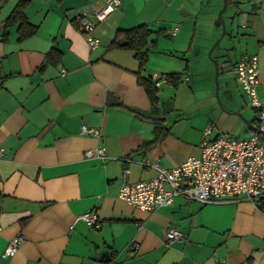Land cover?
<instances>
[{
  "label": "crops",
  "instance_id": "0c3cea01",
  "mask_svg": "<svg viewBox=\"0 0 264 264\" xmlns=\"http://www.w3.org/2000/svg\"><path fill=\"white\" fill-rule=\"evenodd\" d=\"M18 1L0 0V264H264V211L246 198L179 196L145 211L118 197L122 184L154 176L152 163L170 168L197 156L204 137L255 131L256 110L233 68L257 55L264 104V0H233L231 23L212 52L217 96L205 55L220 34L218 0H120L97 22L95 48L74 16L94 20L104 0H25L36 31L23 39L17 24L5 26ZM138 24L160 30L149 37L139 73L131 50L109 46L117 29ZM52 49L60 53L55 62L46 57ZM172 72H181L177 86L165 79ZM138 74L158 81L155 102ZM156 123L165 134L138 150ZM83 124L99 135L81 133ZM99 146L104 158L85 155ZM87 209L96 211L97 228L75 220ZM168 225L183 238L166 240ZM18 233L16 252L2 256Z\"/></svg>",
  "mask_w": 264,
  "mask_h": 264
},
{
  "label": "built area",
  "instance_id": "2783aa9c",
  "mask_svg": "<svg viewBox=\"0 0 264 264\" xmlns=\"http://www.w3.org/2000/svg\"><path fill=\"white\" fill-rule=\"evenodd\" d=\"M120 4V0H104L103 6L93 12L94 20L85 14L74 16V22L83 34L89 48H95L99 39L93 35L97 22ZM179 25H172L167 33L174 35ZM235 79L247 97L248 104L256 110L257 124L249 136H231L220 133L214 138H203L200 153L188 156L181 163L166 168L152 163L156 173L147 180L124 183L119 187L118 197L129 204L153 211L162 205L171 204L182 196L200 203L227 201L238 197L250 200L256 206L264 199V104L257 91L258 58L256 54L242 56L233 68ZM159 75L155 74V78ZM158 85V81L154 82ZM210 127L206 129L209 132ZM81 133L99 135L94 128L81 125ZM1 155V150H0ZM87 157L104 158L102 146L85 150ZM75 220L84 221L97 228L99 217L94 209L78 214ZM166 240L182 239L183 233L173 226L164 229ZM23 235L18 233L10 238L2 251V256L13 255L18 249ZM218 264H226L223 261Z\"/></svg>",
  "mask_w": 264,
  "mask_h": 264
},
{
  "label": "trees",
  "instance_id": "16d2710c",
  "mask_svg": "<svg viewBox=\"0 0 264 264\" xmlns=\"http://www.w3.org/2000/svg\"><path fill=\"white\" fill-rule=\"evenodd\" d=\"M25 4V0L18 1L5 19V26L17 24L18 39H23L27 36H30L36 31V26L29 23L26 19V16L24 14ZM159 31L160 30L152 29L147 24H138L129 28L117 29L109 46L112 48L131 50L138 62L137 73H139V71H141L146 64L149 46L154 41V39L150 40L149 37L151 36V34L158 33ZM46 57L48 61L55 62L59 59L60 53L57 50L52 49L47 52ZM180 78L181 72H172L165 74L166 81L172 86H177V84L180 82ZM138 81L144 87L149 100L151 102H155L157 100L156 93L158 91V87L153 84L151 78L140 76L138 74ZM133 111L138 113L135 110ZM154 132V137L151 140L142 143L137 148L138 150L147 149L150 145L158 141L160 137L165 134V130L160 128L159 123H156ZM257 207L260 210L264 211V199L259 202Z\"/></svg>",
  "mask_w": 264,
  "mask_h": 264
},
{
  "label": "water",
  "instance_id": "95a60500",
  "mask_svg": "<svg viewBox=\"0 0 264 264\" xmlns=\"http://www.w3.org/2000/svg\"><path fill=\"white\" fill-rule=\"evenodd\" d=\"M227 2L228 0H222V5L217 13V19L220 22V34L215 38V40L212 42V44L210 45L209 49L206 51V56L208 58V60L210 62H212L214 64L215 67V76H214V82H215V95L217 96V90H218V74H219V65H218V61L216 59V57H214L212 55V52L214 51V49L216 47L219 46L221 39L224 37L225 33H226V24L224 21V18L222 16L223 12L225 11L226 7H227ZM233 15L230 16V20H229V24L231 23ZM106 254V252H105Z\"/></svg>",
  "mask_w": 264,
  "mask_h": 264
},
{
  "label": "rangeland",
  "instance_id": "374dc122",
  "mask_svg": "<svg viewBox=\"0 0 264 264\" xmlns=\"http://www.w3.org/2000/svg\"><path fill=\"white\" fill-rule=\"evenodd\" d=\"M218 1H219V7H218V9H217L216 12H215V18H214V21H215V23H216V25H215L216 28H219V26H220V22H219V20L217 19V13H218V11H219L221 5H222V0H218ZM233 13H234L233 0H228V2H227V7H226L225 11H224L223 14H222L226 26L229 25L230 16H231ZM219 29H220V28H219ZM208 49H209V48H208ZM208 49H207V50H208ZM205 56H206V55H205ZM206 58H207V56H206ZM207 59H208V58H207ZM214 73H215V71H214ZM214 85H215V82H214ZM214 91H215V86H214ZM245 136H249V135H245ZM240 137H243V136H240Z\"/></svg>",
  "mask_w": 264,
  "mask_h": 264
}]
</instances>
